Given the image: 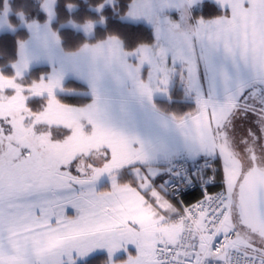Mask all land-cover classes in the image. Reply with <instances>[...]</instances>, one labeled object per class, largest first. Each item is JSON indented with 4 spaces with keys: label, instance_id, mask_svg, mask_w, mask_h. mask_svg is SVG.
<instances>
[{
    "label": "snow or ice",
    "instance_id": "obj_1",
    "mask_svg": "<svg viewBox=\"0 0 264 264\" xmlns=\"http://www.w3.org/2000/svg\"><path fill=\"white\" fill-rule=\"evenodd\" d=\"M0 35V264H264V0H0Z\"/></svg>",
    "mask_w": 264,
    "mask_h": 264
},
{
    "label": "trees",
    "instance_id": "obj_2",
    "mask_svg": "<svg viewBox=\"0 0 264 264\" xmlns=\"http://www.w3.org/2000/svg\"><path fill=\"white\" fill-rule=\"evenodd\" d=\"M13 2H14V6H19V4L22 3L23 1L13 0ZM61 3H63V0H61ZM28 7H29V10H33L35 7V4L32 3V5H28ZM210 10H211L210 7L206 8L205 12L207 13ZM13 39L14 37H12L11 35H0V57L8 58L12 55ZM0 62H2V60H0ZM212 190L215 191L216 189L213 188ZM199 198H200L199 189L191 190L182 196V199L185 201V203H193ZM100 259L101 258L99 257L90 258V264H99Z\"/></svg>",
    "mask_w": 264,
    "mask_h": 264
},
{
    "label": "rangeland",
    "instance_id": "obj_3",
    "mask_svg": "<svg viewBox=\"0 0 264 264\" xmlns=\"http://www.w3.org/2000/svg\"><path fill=\"white\" fill-rule=\"evenodd\" d=\"M24 3H27V5H32L35 4V0H22ZM161 103H164L163 101H161Z\"/></svg>",
    "mask_w": 264,
    "mask_h": 264
},
{
    "label": "built area",
    "instance_id": "obj_4",
    "mask_svg": "<svg viewBox=\"0 0 264 264\" xmlns=\"http://www.w3.org/2000/svg\"><path fill=\"white\" fill-rule=\"evenodd\" d=\"M194 189H199L198 187H192V188H188V189H186L185 191H184V193H183V195L185 194V193H187V192H189V191H191V190H194ZM200 190V189H199ZM216 190H218V189H216ZM215 190V191H216ZM182 195V196H183ZM182 198V197H181ZM194 203V202H193Z\"/></svg>",
    "mask_w": 264,
    "mask_h": 264
}]
</instances>
